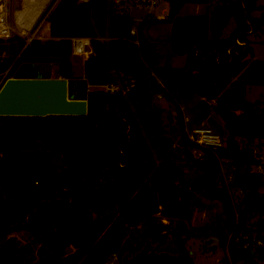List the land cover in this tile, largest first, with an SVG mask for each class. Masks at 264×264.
Returning <instances> with one entry per match:
<instances>
[{
	"label": "trees",
	"instance_id": "trees-1",
	"mask_svg": "<svg viewBox=\"0 0 264 264\" xmlns=\"http://www.w3.org/2000/svg\"><path fill=\"white\" fill-rule=\"evenodd\" d=\"M168 1L166 21L172 23L184 5L212 0ZM229 2L233 33L194 46L181 67L165 57L157 65L150 62L141 26L135 45L130 19L115 16L101 1H60L48 16L50 37L32 40L15 62L24 40L0 39V51L10 54L0 59V73L13 62L10 76L21 63L55 65L72 82L69 96L87 100L83 116H0V264H107L114 256L119 264L147 239L156 251L176 257L146 264H195L188 241L212 238L226 264H264V246L244 249L238 239L242 232L264 240L263 174L252 169L259 160L251 147L264 142V116L259 103L245 97L248 86H264V60L254 58L246 41L249 30L262 29L264 12L251 15L261 9L256 0ZM75 35L92 38L93 54L83 63L86 80L74 73L68 38ZM237 36L245 45L236 43ZM116 73L135 78L126 94L86 90L87 81L112 82ZM156 93L173 105L169 131L163 108L153 102ZM193 97L213 101L223 135V145L204 150L203 159L192 158L197 144L185 134L179 105ZM175 131L191 160L192 178L175 160ZM219 159L234 166L229 183ZM231 188L241 190L236 200ZM196 193L222 205L221 218L207 227L190 226ZM20 231L25 239L13 235Z\"/></svg>",
	"mask_w": 264,
	"mask_h": 264
},
{
	"label": "water",
	"instance_id": "water-1",
	"mask_svg": "<svg viewBox=\"0 0 264 264\" xmlns=\"http://www.w3.org/2000/svg\"><path fill=\"white\" fill-rule=\"evenodd\" d=\"M209 15V20L204 16L175 19L171 25L169 39L171 51L185 55L194 46L206 40L208 33L214 38H227L233 33L236 22L229 0H218V3L210 8ZM145 54L155 65L165 57L164 53L158 51L156 40L147 41ZM168 57L166 56V59ZM71 87L72 82L60 77L56 67L51 77H40L34 64L21 63L12 76L0 86V116H83L87 113V100L71 98L69 96ZM209 108L208 100L198 99L193 106V109L197 110L193 122L205 121L208 125L217 128V121L210 114ZM261 114L264 116V110ZM54 161L62 165L61 160ZM175 257L174 254L165 251H156L154 245L147 239L136 253L124 254L119 264H146L150 260H173Z\"/></svg>",
	"mask_w": 264,
	"mask_h": 264
},
{
	"label": "built area",
	"instance_id": "built-area-1",
	"mask_svg": "<svg viewBox=\"0 0 264 264\" xmlns=\"http://www.w3.org/2000/svg\"><path fill=\"white\" fill-rule=\"evenodd\" d=\"M60 1L63 0H0V39L7 40L17 36L24 40V44L18 55L15 57L14 62L32 40H45L50 37L48 16ZM72 1L77 3H88L92 1L106 2L115 16L128 17L131 21L129 35L132 37V42L135 45L140 44V26L142 28V34L144 29L145 31H148L151 23L166 21L170 16V5L168 0ZM165 3L167 4L166 8L162 7ZM157 10L160 11L159 14L157 13ZM145 25H147L146 28L144 27ZM68 39L71 45V56L78 57L83 66L84 61L93 54L92 38L87 35H75ZM235 41L238 45H245V41L238 40V37H236ZM232 50L233 47H228L226 49L228 53ZM196 53L197 52H195V54ZM216 58H218V55ZM81 78L86 80L84 75H82ZM158 83L161 87L164 86L160 80H158ZM134 85L135 78L130 75L116 73V79L112 82L94 84L87 81L86 90H98L107 93L120 92L126 94ZM155 96L162 97V94L156 93ZM210 102L213 103V101H209V103ZM184 131L189 141L197 144L200 148L212 152H215V150L221 147L224 143L223 135L216 128L208 125L205 121L202 123L193 122V125L191 127L187 126ZM260 148H264V142H262ZM254 154L259 162L253 166V170L261 172L262 167H264V158L261 154V149H256ZM224 161L227 162L226 159ZM219 163L221 168V159H219ZM231 175L229 177H233V174ZM225 182L228 183V181ZM235 194L237 195L236 197H238L241 194V190L236 189ZM239 238L242 240V247L244 249H254L259 246H264V240L257 237L255 233L243 234L240 232L238 235V239ZM113 259H116V256H114Z\"/></svg>",
	"mask_w": 264,
	"mask_h": 264
},
{
	"label": "rangeland",
	"instance_id": "rangeland-1",
	"mask_svg": "<svg viewBox=\"0 0 264 264\" xmlns=\"http://www.w3.org/2000/svg\"><path fill=\"white\" fill-rule=\"evenodd\" d=\"M212 1L214 2L212 4ZM208 4H186L184 5L180 12L178 13V17H182L185 15H206L209 9L215 4L218 3V0H212ZM256 5L260 6L261 9H256L252 11L251 15L254 17H259L264 12V0H256ZM162 7H167V4H163ZM210 12V11H209ZM159 14L160 11L157 10ZM171 25L172 23L168 21H157L155 23H151L148 31H143L142 38L146 41L148 38L149 40H156L160 42L161 40H169L171 37ZM147 25L144 27L146 28ZM210 35V34H209ZM47 36V34H46ZM48 37V36H47ZM246 41L253 49V55L255 59L264 60V23L262 25V29L256 31L255 33L246 34ZM162 53L165 54V59L167 63H170L172 66L181 67L185 63V55H178L171 51L170 46H163L161 49ZM8 54L7 51L2 50L0 51V59L6 57ZM166 56H169L166 59ZM71 60L73 63L74 73L75 76H82L83 75V66L82 62L78 57L71 56ZM12 64L3 72L0 73V85L3 82L11 77L8 73V70ZM55 65L49 66L44 63L37 64V71L39 76H49L51 77L54 71ZM245 97L247 100L252 102L259 103V107L261 110H264V86L262 85H252L246 88ZM197 97H193L191 99H180L179 105L181 107L185 128L187 126L191 127L193 125V118L197 112V110L193 109V106L197 103ZM153 102L163 108V121L167 127V130L171 129V126L175 124L174 117V108L173 105L169 104L163 97L154 96ZM212 102H210L209 112L213 115L217 120V116L214 114L211 108ZM218 122V121H217ZM173 138V149L175 152V160L178 162L186 171V174L189 178H192L195 172L189 167L191 160L185 154V148L182 145V140L180 138L179 131H175L172 134ZM253 152L256 149H261V154L264 158V148H260V145H257V142L254 141L251 145ZM204 150L199 146H196L191 149L192 158L195 159H203L204 158ZM221 174L225 181H231L232 177H229L233 174L234 166L229 164L226 161L221 159ZM253 169V168H252ZM261 173L263 174V184L260 186L259 191L260 193H264V167L261 169ZM232 176V175H231ZM236 189L231 188L230 193L233 200H236ZM196 198L199 201L193 210L191 227L194 228L198 227H207L210 224H213L216 220L220 219L222 216V205L221 202L218 200H209L202 197V194L196 193ZM13 235H16L19 239H25L26 234L24 232H15ZM210 246H215L214 250H209ZM187 247L191 252L195 264H226L225 261L222 259L224 252L217 246V240L212 238L209 242L205 243L204 241H200L198 239H191L187 243ZM208 248V249H207ZM204 249V250H203ZM207 249V250H206ZM107 264H116V260L112 259ZM230 264H244L242 261L232 262ZM262 264V262H259Z\"/></svg>",
	"mask_w": 264,
	"mask_h": 264
},
{
	"label": "flooded vegetation",
	"instance_id": "flooded-vegetation-1",
	"mask_svg": "<svg viewBox=\"0 0 264 264\" xmlns=\"http://www.w3.org/2000/svg\"><path fill=\"white\" fill-rule=\"evenodd\" d=\"M215 2V1H214ZM213 1H212V4L214 3ZM209 11H210V9H209ZM208 11V13H206V15L204 14V15H197V16H204V17H206L208 20H209V17H210V12ZM182 17H193V15H185V16H182ZM251 34L252 33V31L251 30H249L246 34ZM208 37H210L209 36V33H208ZM238 37V36H237ZM170 46V42H169V40H167V41H163V40H161L160 42H157V49H158V51L160 52V53H162V51H161V49L163 48V46ZM162 60H163V58H162ZM161 61V60H160Z\"/></svg>",
	"mask_w": 264,
	"mask_h": 264
},
{
	"label": "bare ground",
	"instance_id": "bare-ground-1",
	"mask_svg": "<svg viewBox=\"0 0 264 264\" xmlns=\"http://www.w3.org/2000/svg\"><path fill=\"white\" fill-rule=\"evenodd\" d=\"M213 116V115H212ZM214 117V116H213ZM215 118V117H214ZM216 119V118H215ZM216 121H217V119H216Z\"/></svg>",
	"mask_w": 264,
	"mask_h": 264
}]
</instances>
